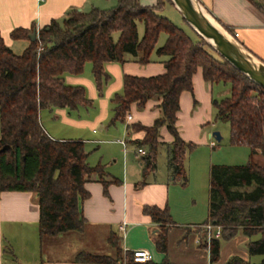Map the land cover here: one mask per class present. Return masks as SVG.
Segmentation results:
<instances>
[{
	"label": "trees",
	"instance_id": "1",
	"mask_svg": "<svg viewBox=\"0 0 264 264\" xmlns=\"http://www.w3.org/2000/svg\"><path fill=\"white\" fill-rule=\"evenodd\" d=\"M111 10L92 8L88 12L72 9L62 20L38 32L25 51L18 55L6 45L0 32V193L32 192L40 207L39 232L42 239L84 230L85 217L80 201L89 197L85 184L94 175L103 179L102 166L92 167L82 141L56 140L44 129L42 110L89 108L92 101L82 86L66 84V75H81L87 63L101 89L110 63L124 64L128 56L148 64L155 52L168 57L165 73L153 77L125 76L124 92L113 98L112 123L125 122L133 104L141 108L150 99H162V116L152 127L133 125L129 130H144V140L136 142L146 149L142 156L143 181L157 170L159 130L166 126L174 137L168 146V169L174 181L188 182L185 161L195 149L178 130L182 93L194 94V75L201 70L205 81L231 84V96L213 102L217 119L231 126L230 143L250 148L246 165H213L210 172L209 218L206 224L220 226L222 236L210 244L203 236L200 246L209 247L212 263L220 258L223 241L240 233L250 238V257H264V88L255 84L215 52L193 29L197 40L159 13L165 1L143 5L141 0H116ZM258 5L255 0H249ZM171 3V2H170ZM172 4V3H171ZM144 25L140 37L139 24ZM235 36L233 30L228 28ZM33 29H15L13 40L30 39ZM165 43L158 47L160 36ZM238 39V38H237ZM31 40V39H30ZM9 146L8 150L1 151ZM114 182H118L115 180ZM107 188L108 182L104 181ZM144 214L159 225L156 250L165 255L161 264H173L168 258V231L174 221L168 208L144 206ZM260 235L258 240H252ZM120 240L112 241L114 257L80 252V264H156L138 263L133 252L123 255ZM227 264H252L232 257ZM264 264V258L260 263Z\"/></svg>",
	"mask_w": 264,
	"mask_h": 264
},
{
	"label": "crops",
	"instance_id": "2",
	"mask_svg": "<svg viewBox=\"0 0 264 264\" xmlns=\"http://www.w3.org/2000/svg\"><path fill=\"white\" fill-rule=\"evenodd\" d=\"M156 2L141 0L143 5H154ZM200 2L220 23L238 34V40L264 62V10L249 0ZM98 3L99 0H0V32L6 45L21 55L31 40H13L11 33L15 29H33L38 35L53 20L64 19L72 9L88 12L97 8ZM154 53L148 64H141L129 56L124 64H107V77L101 89L96 83L91 63L86 64L81 75H66V84L84 87L92 105L76 111L53 109L56 118L66 125V137H54L49 131L46 132L56 140L84 142L89 153V164L92 167L102 166L103 179L94 175L85 184L89 197L80 201L79 206L86 220L84 230L66 233V257L53 261L45 260L40 254L46 240L41 238L39 232L40 207L36 194L0 193V264H80L75 262L80 252L114 257V240H120L124 256L137 250H146L152 254L154 263L161 264L165 255L159 253L155 245L159 225L144 214V206L168 208L170 211L174 225L168 231L167 258L171 263L227 264L235 256L252 260L246 248L251 239L240 233L235 239L222 242L220 258L212 263L209 247L200 246L205 236L202 227L206 222L184 224L173 218L171 184L175 181L168 163L163 170L158 167L160 154L163 153L168 159V146L174 141L166 126L159 130L157 170L146 178V185L137 187L143 181L139 149H146L138 148L136 142L144 140L146 132L129 130V127H152L162 116V99H150L143 108L133 104L126 121L113 124V98L123 94L125 76L153 77L165 73L168 57ZM193 83L194 96L184 92L180 97L177 126L185 142L194 143L200 139L201 143L207 145L212 135L210 132H202L199 126L203 127L212 119L214 84L205 81L201 70L194 75ZM42 115L41 112V122ZM260 157V154L256 156L258 162ZM211 168L210 165L206 168L209 175ZM104 181L108 182L107 188ZM123 224H126L125 232L120 231Z\"/></svg>",
	"mask_w": 264,
	"mask_h": 264
},
{
	"label": "rangeland",
	"instance_id": "3",
	"mask_svg": "<svg viewBox=\"0 0 264 264\" xmlns=\"http://www.w3.org/2000/svg\"><path fill=\"white\" fill-rule=\"evenodd\" d=\"M260 9L264 10V0H255ZM96 6L101 10H111L117 6L116 0H99ZM161 16L168 18L178 28L183 29L190 37L197 40L195 32L182 18L177 9L168 1H165L163 10L159 13ZM140 37L144 34V25L139 24ZM167 39L166 34L160 36L158 47L162 46ZM155 55V53H154ZM214 57L221 59L216 53L212 52ZM88 66H91L88 65ZM213 98L215 101H221L231 96V84L216 83L213 85ZM194 96V94H191ZM214 102V101H213ZM197 105V101H195ZM42 125L54 137H66V125L60 119L56 118L54 110H42ZM217 109L213 104L210 123L199 128L202 132H210L212 139L209 138L207 145L195 140V149L187 154L186 171L188 182L183 185L182 181H175L171 184V198L173 218L181 223H205L209 216V187L210 175L206 173L207 166L210 165H246L250 159V148L247 146H235L230 143L231 126L229 123L222 122L217 119ZM41 119V118H40ZM220 133L222 140L218 142L213 134ZM194 133V132H193ZM65 135V136H64ZM214 142V145H211ZM90 147V145L88 146ZM93 151V150H92ZM259 163L264 166V157H260ZM168 159L162 153L158 159V167L163 170L167 168ZM207 164V166H206ZM193 221V222H192ZM207 225V224H206ZM74 234V233H73ZM72 234V235H73ZM76 235V234H74ZM46 237L40 253L45 260L53 261L66 257V234L54 237ZM260 236L254 237L253 240H258ZM79 240V239H78ZM72 244V243H71ZM77 244V243H76ZM63 248V250L61 249ZM243 247L240 246V249ZM247 248V247H246ZM250 257V256H249ZM249 260L252 264L260 263L264 257L254 256Z\"/></svg>",
	"mask_w": 264,
	"mask_h": 264
},
{
	"label": "water",
	"instance_id": "4",
	"mask_svg": "<svg viewBox=\"0 0 264 264\" xmlns=\"http://www.w3.org/2000/svg\"><path fill=\"white\" fill-rule=\"evenodd\" d=\"M186 23L225 61L255 84L264 88V62L249 51L222 23L210 13L200 0H170ZM37 31L30 35L35 41ZM220 142V133H214ZM212 137V136H211ZM9 146L1 151L8 150Z\"/></svg>",
	"mask_w": 264,
	"mask_h": 264
},
{
	"label": "built area",
	"instance_id": "5",
	"mask_svg": "<svg viewBox=\"0 0 264 264\" xmlns=\"http://www.w3.org/2000/svg\"><path fill=\"white\" fill-rule=\"evenodd\" d=\"M235 37L238 38L239 35L235 33ZM131 117L129 116V119ZM212 145H214V142H212ZM139 153L144 156L146 154V151L143 149H139ZM202 229L205 232L206 240L208 244H210L212 239H219L222 236V228L220 226H213L211 224H207L202 227ZM120 231L125 232L126 231V224H123L120 226ZM134 261L138 263H145L148 261H152V254L146 250H137L133 252Z\"/></svg>",
	"mask_w": 264,
	"mask_h": 264
}]
</instances>
